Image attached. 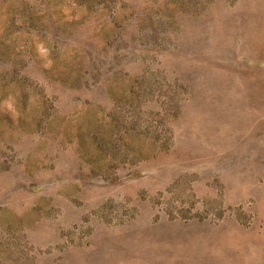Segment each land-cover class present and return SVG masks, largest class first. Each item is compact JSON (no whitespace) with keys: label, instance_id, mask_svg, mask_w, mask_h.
<instances>
[{"label":"rangeland","instance_id":"374dc122","mask_svg":"<svg viewBox=\"0 0 264 264\" xmlns=\"http://www.w3.org/2000/svg\"><path fill=\"white\" fill-rule=\"evenodd\" d=\"M0 264H264V0H0Z\"/></svg>","mask_w":264,"mask_h":264}]
</instances>
